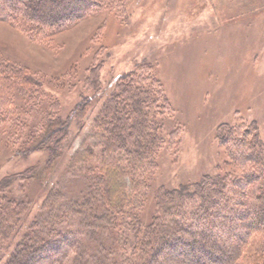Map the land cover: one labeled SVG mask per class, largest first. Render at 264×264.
<instances>
[{"label":"rangeland","instance_id":"1","mask_svg":"<svg viewBox=\"0 0 264 264\" xmlns=\"http://www.w3.org/2000/svg\"><path fill=\"white\" fill-rule=\"evenodd\" d=\"M102 2L103 8L51 36L35 37L0 20V56L22 70L7 101H0V182L8 178V196L32 201L27 226L47 212L45 202L57 191L67 202L102 195L107 186L101 177L115 167L138 195L137 204L143 200L144 209L135 212L147 220L160 186L176 189L217 173L238 176L254 166L231 162L229 130L264 144V0ZM97 76L102 88L94 91L87 83ZM129 80L158 93L153 156L106 149L108 132L99 120L107 100ZM82 102L79 119L73 112ZM59 117L69 123V133L49 165L44 147H29L43 122ZM111 206L106 209L118 210ZM68 220L78 225L84 219ZM68 223L62 227L74 232ZM74 239L54 257L72 264ZM257 239L244 256L255 253ZM200 263L215 264L205 257Z\"/></svg>","mask_w":264,"mask_h":264},{"label":"trees","instance_id":"2","mask_svg":"<svg viewBox=\"0 0 264 264\" xmlns=\"http://www.w3.org/2000/svg\"><path fill=\"white\" fill-rule=\"evenodd\" d=\"M98 7L103 8L102 0H0V20L20 25L35 37L51 36ZM21 71L0 56V101H7ZM92 79L87 83L91 90L102 88L98 76ZM118 91L105 103L99 120L108 132L106 149L153 156L160 126L152 119L158 93H151L133 80L122 83ZM85 106L79 104L73 115L80 119ZM55 120L43 122L42 134L29 147H44L50 154L49 165L69 133L68 122L60 117ZM57 122L60 129L53 130ZM229 131L227 151L231 162L245 168L250 163L254 166L238 176L235 172L217 173L176 189L160 186L153 198L154 211L147 220L135 212L136 208L142 211L145 204L143 200L137 204L134 189L119 180V167L102 175L101 184L107 186V191L96 198L82 196L67 202L61 192L51 194L45 202L47 212L40 211L28 226L32 201L8 196L5 187L9 184L4 183L8 178L2 180L0 264H65L54 254L74 237L75 244H69L76 249L72 264H202L204 257L215 264H264V144L259 139L249 141L247 135L241 140L233 129ZM108 203L118 210H107ZM72 215L84 220L75 225L68 220ZM66 222L74 232L62 227ZM19 236L14 252L6 258ZM255 237L254 255L244 256L246 246ZM119 246L122 254L118 253ZM125 252L129 253L126 258ZM173 255L184 259V263L171 260Z\"/></svg>","mask_w":264,"mask_h":264}]
</instances>
